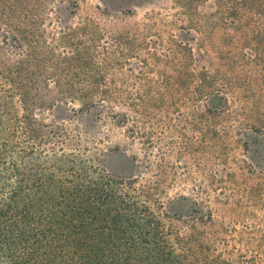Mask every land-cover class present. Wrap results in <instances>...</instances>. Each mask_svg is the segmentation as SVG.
<instances>
[{
	"label": "rangeland",
	"instance_id": "1",
	"mask_svg": "<svg viewBox=\"0 0 264 264\" xmlns=\"http://www.w3.org/2000/svg\"><path fill=\"white\" fill-rule=\"evenodd\" d=\"M195 1L81 0L74 19L63 7V24L95 21L96 40H83L98 83L123 92L112 114L56 108L47 117L82 134L98 173L145 189L151 238L139 259L178 262L188 246L187 264H264V131L255 128L264 70L241 52V10L222 19L213 0ZM203 70L213 91H200ZM106 226L102 234L119 231Z\"/></svg>",
	"mask_w": 264,
	"mask_h": 264
},
{
	"label": "trees",
	"instance_id": "2",
	"mask_svg": "<svg viewBox=\"0 0 264 264\" xmlns=\"http://www.w3.org/2000/svg\"><path fill=\"white\" fill-rule=\"evenodd\" d=\"M80 1L0 0V264H187L188 246L178 262L138 258L151 238L141 225L145 189L98 173L82 134L65 117H47L56 108L112 114L123 92L98 83L94 49L83 40H96L95 21L63 24L62 8L73 7L74 19ZM180 1L186 9L196 2ZM213 1L222 19L241 10V52L264 70V0ZM206 71L201 92L216 87ZM259 119L264 131V112ZM103 221L119 231L102 234Z\"/></svg>",
	"mask_w": 264,
	"mask_h": 264
}]
</instances>
